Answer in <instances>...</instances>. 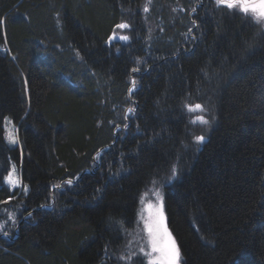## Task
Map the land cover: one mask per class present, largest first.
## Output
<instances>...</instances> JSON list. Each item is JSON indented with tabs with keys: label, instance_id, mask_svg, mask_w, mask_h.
Listing matches in <instances>:
<instances>
[{
	"label": "trees",
	"instance_id": "1",
	"mask_svg": "<svg viewBox=\"0 0 264 264\" xmlns=\"http://www.w3.org/2000/svg\"><path fill=\"white\" fill-rule=\"evenodd\" d=\"M0 20V264H140L155 188L182 264H264V29L215 0H0Z\"/></svg>",
	"mask_w": 264,
	"mask_h": 264
},
{
	"label": "snow or ice",
	"instance_id": "2",
	"mask_svg": "<svg viewBox=\"0 0 264 264\" xmlns=\"http://www.w3.org/2000/svg\"><path fill=\"white\" fill-rule=\"evenodd\" d=\"M215 4L228 11H236L240 14L249 18L256 26L264 29V0H215ZM144 11H148L147 8ZM0 24H3V20H0ZM130 24L122 22L116 25L118 29H129ZM120 39L122 41H128L129 36L121 35L117 37L115 33L112 39ZM136 71V69H133ZM133 87L135 86V81H132ZM189 112L199 111L204 112L205 109L203 105L197 103L195 105H187ZM129 111H133L130 109ZM195 122L201 125H210V118L199 115L195 118ZM127 125H125V128ZM9 142L11 144L18 143V138L9 137ZM205 141L204 135H199L195 137V143L202 144ZM177 176V169L175 167L171 170V175L169 177V182L174 180ZM15 177V179H14ZM7 183L13 188L19 186L22 181L19 179L15 165H12L11 172L4 177ZM73 181L69 179L67 181L68 185H71ZM155 183V182H153ZM57 188L60 185H56ZM27 192V189H24ZM153 191V202H148L142 207L144 208L143 213H138L137 221L134 223L142 224L141 237L144 240V244L140 247V264H182V253L175 237L172 235L171 231L167 227L166 215L164 212L163 195L158 188ZM7 202V201H6ZM121 231L124 232L121 225ZM7 235V232H4ZM124 259V257H120Z\"/></svg>",
	"mask_w": 264,
	"mask_h": 264
},
{
	"label": "rangeland",
	"instance_id": "3",
	"mask_svg": "<svg viewBox=\"0 0 264 264\" xmlns=\"http://www.w3.org/2000/svg\"><path fill=\"white\" fill-rule=\"evenodd\" d=\"M132 89H134V87H132ZM131 108H129L128 110H127V112H126V114H129L130 112H132V111H129ZM5 131H6V140H7V143L9 144V145H13V144H11L10 142H9V137H14V138H18V135H17V130H16V128H15V125H14V123L12 122V120L11 119H9V118H7L6 120H5ZM17 144V143H16ZM16 144H14V145H16ZM12 165H15V168H16V173H17V175H18V177H19V179L21 180V169L15 164V163H13V164H11V168H10V171H9V173L11 172V170H12ZM8 173V174H9ZM14 179H15V177H14ZM22 181V180H21ZM5 182H6V184L11 188V189H15V188H18L20 191H24V189H25V186L23 185V183H21L19 186H17V187H15V188H13V186H11V185H9L8 183H7V181L5 180ZM148 202H153V203H155V201L152 199V200H150V201H148ZM148 202H146V201H144L143 203H142V205H144V204H146V203H148ZM140 213H143L144 212V208L141 206L140 207V211H139ZM145 242H144V240H143V243H141V244H138V243H136V242H134V246H135V248L140 252V247L144 244ZM137 244V245H136ZM135 252H133V254H134Z\"/></svg>",
	"mask_w": 264,
	"mask_h": 264
},
{
	"label": "bare ground",
	"instance_id": "4",
	"mask_svg": "<svg viewBox=\"0 0 264 264\" xmlns=\"http://www.w3.org/2000/svg\"><path fill=\"white\" fill-rule=\"evenodd\" d=\"M128 245H129V243H128ZM133 251L135 252L134 255H136V257H140V252L135 248V246H133ZM136 257H134V259L138 260Z\"/></svg>",
	"mask_w": 264,
	"mask_h": 264
}]
</instances>
